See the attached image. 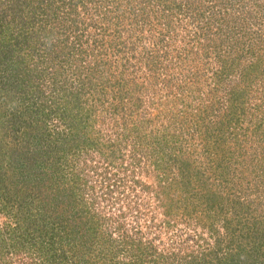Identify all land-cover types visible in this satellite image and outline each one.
I'll use <instances>...</instances> for the list:
<instances>
[{
	"label": "rangeland",
	"instance_id": "374dc122",
	"mask_svg": "<svg viewBox=\"0 0 264 264\" xmlns=\"http://www.w3.org/2000/svg\"><path fill=\"white\" fill-rule=\"evenodd\" d=\"M0 264H264V0H0Z\"/></svg>",
	"mask_w": 264,
	"mask_h": 264
}]
</instances>
